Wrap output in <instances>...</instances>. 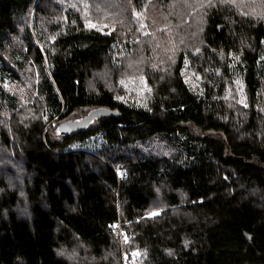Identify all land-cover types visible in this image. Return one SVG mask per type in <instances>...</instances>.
I'll use <instances>...</instances> for the list:
<instances>
[{
    "label": "trees",
    "instance_id": "obj_1",
    "mask_svg": "<svg viewBox=\"0 0 264 264\" xmlns=\"http://www.w3.org/2000/svg\"><path fill=\"white\" fill-rule=\"evenodd\" d=\"M163 1L0 0V264H264V0Z\"/></svg>",
    "mask_w": 264,
    "mask_h": 264
},
{
    "label": "rangeland",
    "instance_id": "obj_2",
    "mask_svg": "<svg viewBox=\"0 0 264 264\" xmlns=\"http://www.w3.org/2000/svg\"><path fill=\"white\" fill-rule=\"evenodd\" d=\"M170 2H172V3H168V5H167V8H171V7H173V6H175V4L177 5V3L178 2H180V0H171ZM141 3H143V2H141ZM148 5H146V4ZM145 5H146V7H144V8H142L143 7V5H141V4H138V6H133L132 7V9L133 8H137V10H134V14H135V16H136V18H138V19H140V21L143 23V27L147 30V31H149L148 30V24H147V21H148V17H150V20H149V22L151 21V23H152V20L153 19H151V18H153V17H155L154 16V14L156 13L157 15V18H161V20L162 21H164V20H166L167 19V13H165L166 12V7H163V4L165 3L163 0H161L160 1V3H156V0H145ZM181 3V2H180ZM183 5H181V7L179 8L181 11H183V13H185L186 15L188 14V12H189V8L187 7V5H186V3H182ZM138 8H141V10L140 9H138ZM124 9L126 10V8L124 7ZM156 18V17H155ZM195 24V23H194ZM90 26H93V27H95V28H97V29H99V30H101L102 32H108V29H107V27H106V25H103V24H100V23H96V22H90V24H89ZM148 27H147V26ZM150 29V28H149ZM193 76H195V78L197 79V80H199L200 79V76H196V75H193ZM192 79V78H191ZM140 80V83H137V82H134L133 81V83H127L126 85H127V87L130 89V91L132 92V91H134L135 92V95L136 94H143V92H145V93H147L148 92V89H147V85H146V81H145V78H143L142 76H141V78L139 79ZM196 81V80H195ZM195 83V82H194ZM141 88V89H140ZM91 110H86V111H84L83 113H84V115L83 116H85L86 114H88L89 112H90ZM82 116V117H83ZM79 118H81V116H79L78 118H76V119H79ZM59 124H60V122H52V123H50L49 124V126H50V129L51 128H53L54 127V130H56L57 132H59L60 133V130H59Z\"/></svg>",
    "mask_w": 264,
    "mask_h": 264
},
{
    "label": "water",
    "instance_id": "obj_3",
    "mask_svg": "<svg viewBox=\"0 0 264 264\" xmlns=\"http://www.w3.org/2000/svg\"><path fill=\"white\" fill-rule=\"evenodd\" d=\"M113 114H118V112L106 107H99L92 109L88 114L79 119L61 121L58 127L62 134L73 135L85 131L95 119Z\"/></svg>",
    "mask_w": 264,
    "mask_h": 264
}]
</instances>
